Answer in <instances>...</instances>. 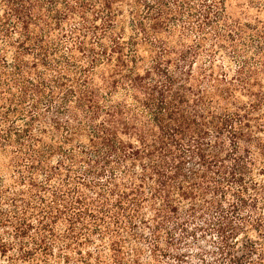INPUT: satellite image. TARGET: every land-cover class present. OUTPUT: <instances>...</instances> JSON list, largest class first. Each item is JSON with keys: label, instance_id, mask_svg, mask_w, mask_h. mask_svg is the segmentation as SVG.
<instances>
[{"label": "trees", "instance_id": "1", "mask_svg": "<svg viewBox=\"0 0 264 264\" xmlns=\"http://www.w3.org/2000/svg\"><path fill=\"white\" fill-rule=\"evenodd\" d=\"M0 264H264V0H0Z\"/></svg>", "mask_w": 264, "mask_h": 264}]
</instances>
